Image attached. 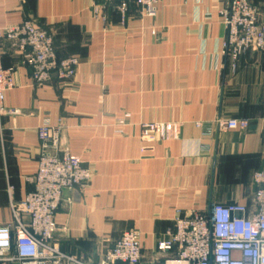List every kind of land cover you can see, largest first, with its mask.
Wrapping results in <instances>:
<instances>
[{"label":"crops","instance_id":"obj_1","mask_svg":"<svg viewBox=\"0 0 264 264\" xmlns=\"http://www.w3.org/2000/svg\"><path fill=\"white\" fill-rule=\"evenodd\" d=\"M227 1L161 0L151 17L132 5L125 21L109 5L103 21L98 0H0V27L31 19L52 34L60 58L80 60L72 81L34 86L22 56L0 41L15 83L5 105L20 110L1 121L0 225L13 223L11 199L32 189L26 177L37 171L44 119L61 126L62 145L93 171L84 190L64 192L54 235L86 262L132 229L146 264L178 211L249 204L264 168V53L247 50L232 70L219 13ZM218 118L248 127L206 134L196 126ZM149 122L172 123L176 136L144 139Z\"/></svg>","mask_w":264,"mask_h":264},{"label":"built area","instance_id":"obj_2","mask_svg":"<svg viewBox=\"0 0 264 264\" xmlns=\"http://www.w3.org/2000/svg\"><path fill=\"white\" fill-rule=\"evenodd\" d=\"M95 15L106 20L103 8L114 5L125 21L132 5L143 16H154L161 0H98ZM225 28L222 54L232 70L249 49L264 53V8L254 0H228L219 10ZM6 40L31 68L34 86L53 81L68 83L75 77L80 60L60 58L52 34L35 21L0 27V41ZM13 69L4 68L0 52V128L4 115L19 109L5 105L6 92L14 87ZM206 134L246 129L245 119L218 118L199 121ZM172 123L141 125L144 139L169 140L176 135ZM40 153L37 171L26 177L31 191L21 201L11 199L13 223L0 225V262L11 264H143V246L138 231L126 230L97 262H86L63 252L54 242L56 213L64 192L84 190L93 171L83 159L62 145V128L44 119L37 128ZM255 190L249 204H213L206 212L191 211L174 218V227L156 243V255L146 264H264V168L253 176ZM11 193L12 187H9ZM27 217V219L25 218Z\"/></svg>","mask_w":264,"mask_h":264},{"label":"rangeland","instance_id":"obj_3","mask_svg":"<svg viewBox=\"0 0 264 264\" xmlns=\"http://www.w3.org/2000/svg\"><path fill=\"white\" fill-rule=\"evenodd\" d=\"M256 2V1H255ZM257 4V3H256ZM258 5V4H257ZM260 8H261V6L260 5H258ZM103 13H104V11H103ZM105 15V14H104ZM106 16V15H105ZM102 19V18H101ZM103 20V19H102ZM104 21V20H103ZM71 56H75V55H71ZM68 57V56H67ZM77 57V56H76ZM79 66V65H78ZM165 123H168V122H165Z\"/></svg>","mask_w":264,"mask_h":264}]
</instances>
